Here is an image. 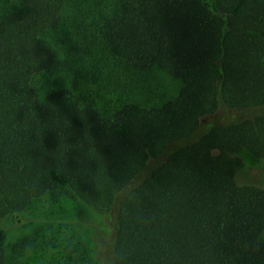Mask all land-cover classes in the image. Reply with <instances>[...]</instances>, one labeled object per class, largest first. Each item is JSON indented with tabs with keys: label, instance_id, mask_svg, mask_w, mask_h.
<instances>
[{
	"label": "trees",
	"instance_id": "obj_1",
	"mask_svg": "<svg viewBox=\"0 0 264 264\" xmlns=\"http://www.w3.org/2000/svg\"><path fill=\"white\" fill-rule=\"evenodd\" d=\"M242 153L264 159V0H0V220L73 205L39 230L68 234L54 264H264Z\"/></svg>",
	"mask_w": 264,
	"mask_h": 264
},
{
	"label": "rangeland",
	"instance_id": "obj_2",
	"mask_svg": "<svg viewBox=\"0 0 264 264\" xmlns=\"http://www.w3.org/2000/svg\"><path fill=\"white\" fill-rule=\"evenodd\" d=\"M240 157L243 160V167L236 174V182L243 186L251 185L264 187V159L255 160L246 153L240 154ZM60 205L61 203H57L55 207L59 209ZM71 207L73 208L68 210V214L66 213V210H63L64 212H59L54 209L50 201L42 199V201L38 202L32 209H29L23 215L26 220L25 225L18 227L15 219L12 217L0 220V228L7 232V252L12 254V247L20 246L21 243L25 241V246H27L25 251L26 254L24 256L25 264H54L51 258L52 251L57 252L59 248L54 249L53 245H46L44 241H48L51 238H57L59 243L65 244L67 242L66 238H68V234H63L61 230L54 234L52 230L44 228L45 232L43 236V232L39 230L44 225V222H48L45 219H54L55 216L50 215L54 210L59 213L58 217L60 218L76 214L77 209L73 205ZM80 212L81 219H85L86 221H83L84 224L81 226L74 225L71 226V228L74 232H80L85 237L87 234V240L89 243L90 241L93 242L95 233L94 225L96 224L93 225L92 222H99L101 218L99 215H95L87 209H80ZM74 216L76 217V215ZM38 231L39 234L37 236L36 234ZM36 236L38 239H36Z\"/></svg>",
	"mask_w": 264,
	"mask_h": 264
}]
</instances>
